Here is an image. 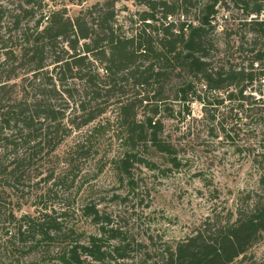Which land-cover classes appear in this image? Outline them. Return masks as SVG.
<instances>
[{"label": "trees", "instance_id": "trees-1", "mask_svg": "<svg viewBox=\"0 0 264 264\" xmlns=\"http://www.w3.org/2000/svg\"><path fill=\"white\" fill-rule=\"evenodd\" d=\"M47 1L0 0V222L12 246L24 258L51 259L56 250L61 264H264V253L252 252L264 238V150L255 159L260 193L159 252L153 239L140 242L94 202L80 211L97 228L86 241L48 205L82 180L78 163L89 156L86 144L112 123L109 115L129 148L114 164L135 185L136 164L156 169L145 151L177 164L166 121H185L196 102L207 113L218 93L231 104H250L249 87L264 82V0H134L146 10L124 22L118 0L73 18ZM221 11L238 15L223 16L229 27L217 66ZM86 127L69 152L57 153ZM13 196L30 200L35 213L17 215L23 207Z\"/></svg>", "mask_w": 264, "mask_h": 264}, {"label": "rangeland", "instance_id": "rangeland-1", "mask_svg": "<svg viewBox=\"0 0 264 264\" xmlns=\"http://www.w3.org/2000/svg\"><path fill=\"white\" fill-rule=\"evenodd\" d=\"M105 1L47 2L51 8L66 9L73 18L88 7ZM145 10L134 0H118L117 3L120 22H124L128 15H138ZM220 15L218 23L221 28L215 37L221 51L212 54L217 66L224 64L222 31L229 27L223 16L238 13L221 11ZM230 55L235 64L241 62L237 53ZM245 95L250 96V104L244 107H240L242 104L238 101L231 104L225 94L218 93L210 96L207 113L204 106L196 102L191 107V117L185 121L182 116L177 121H166L165 137L175 147L177 164L154 150L144 152L141 149L144 152L142 157L150 158L156 169L136 164L132 170L135 185H130L114 164L129 148L120 139L114 115H109L112 123L90 144H86L89 156L78 163L82 180L79 176L72 190L60 193L48 205L59 217L65 213V227L76 230L78 238L84 235L82 241H86L90 235L97 233V228L80 211L86 204L94 202L101 211L111 213L113 222L140 242L150 244L153 239L158 252L193 233L207 217H225L228 211L236 209L240 198L252 192L260 193V173L255 159L264 150V82H255ZM259 99H262V104L258 103ZM217 101L225 102L217 105ZM91 128L76 131L57 153L63 155L69 152ZM63 168V164L58 165L59 171ZM12 201L15 207L17 203L22 204L23 210L17 215L35 213L32 202L27 198L13 196ZM8 231V225L0 222V261L10 264H61L56 260V250L51 259L37 255L24 258L8 240ZM151 251L155 250L152 248ZM252 252L262 256L264 238Z\"/></svg>", "mask_w": 264, "mask_h": 264}]
</instances>
